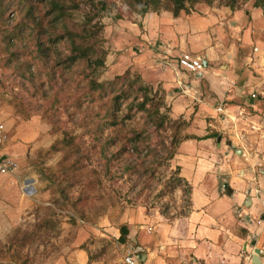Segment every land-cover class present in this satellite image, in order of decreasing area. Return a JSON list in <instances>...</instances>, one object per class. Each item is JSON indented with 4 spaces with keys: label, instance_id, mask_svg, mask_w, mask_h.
Wrapping results in <instances>:
<instances>
[{
    "label": "rangeland",
    "instance_id": "obj_1",
    "mask_svg": "<svg viewBox=\"0 0 264 264\" xmlns=\"http://www.w3.org/2000/svg\"><path fill=\"white\" fill-rule=\"evenodd\" d=\"M91 1L87 0L82 11L93 5L104 7L95 22L101 23V46L107 56L96 75L98 81L106 82L126 71L115 73V54L126 48L117 45L118 24L138 21L144 15L134 12L124 0ZM17 3L0 0V121L11 135L6 152L20 164L15 174L0 180V264H80L85 260L88 264H125L122 245L126 242L121 244L116 236L125 219L145 224L142 220L148 216L153 224L170 223L192 209L191 187L180 177L174 161L178 148L172 159L161 146L143 151L130 169L122 154L108 162L89 130L98 120L97 106L86 102L78 106V98L87 91L86 82L65 90L61 77H69L66 70L57 71L52 83L46 80L48 68L43 61L33 63L34 77L27 69L26 75L17 71L19 63L30 57L13 55L15 48L18 54L23 47L34 46L27 39L15 42L10 37L8 30L23 21ZM185 4L186 12L240 11L264 36V0H186ZM168 6L161 0L155 11ZM43 11L41 7L37 14ZM83 66L74 71L75 77ZM152 87L164 96L159 86ZM188 127L183 133H188ZM167 131L166 136L173 134L174 128ZM176 133L182 135V130ZM215 140L212 144L217 146ZM224 145H228L227 138ZM205 160L230 165L223 154Z\"/></svg>",
    "mask_w": 264,
    "mask_h": 264
},
{
    "label": "crops",
    "instance_id": "obj_2",
    "mask_svg": "<svg viewBox=\"0 0 264 264\" xmlns=\"http://www.w3.org/2000/svg\"><path fill=\"white\" fill-rule=\"evenodd\" d=\"M117 28L126 48L115 54V73L136 70L159 86L171 116L190 122L198 138L183 141L174 159L191 186L189 214L170 223L125 219L122 248L138 252L139 264H264V36L229 8L150 11ZM184 51L203 58L202 72L179 67ZM221 154L230 165L205 160Z\"/></svg>",
    "mask_w": 264,
    "mask_h": 264
},
{
    "label": "trees",
    "instance_id": "obj_3",
    "mask_svg": "<svg viewBox=\"0 0 264 264\" xmlns=\"http://www.w3.org/2000/svg\"><path fill=\"white\" fill-rule=\"evenodd\" d=\"M17 1V10L23 21L8 30L10 37L15 42L23 41L22 39L34 42L32 49L23 47L18 54L15 53V48L13 55L22 59L23 55L30 57L19 63L17 71L26 75L27 69L34 77L31 68L33 63L36 65L37 62L43 61L48 68L45 72L46 80L52 83L56 81L57 71L66 70L69 77H61L62 86L66 85L65 90H69L72 85H82L86 82L87 91L78 98V106L84 105V102L90 107L97 106L95 116L98 120L93 121L89 130L100 144L108 162L119 159L122 154L125 156L124 163L128 162L126 169H130L134 167V162L143 151L151 152L157 146L165 148L169 153L168 158L172 159L179 144L191 138L198 139L183 133L188 127V121L173 118L164 96L144 82L140 75H132L126 70L110 81L97 80L96 70L104 67L107 56L101 46V23L95 22L100 9L104 8L103 5L101 8L93 5L82 11V6L87 4V0ZM124 1L134 12L142 15L149 10L155 11L161 4V0ZM185 2L186 0H166L169 4L167 11L176 16L180 11L186 10ZM41 7L44 11L38 15ZM25 31L28 36L26 38ZM50 62L52 65H49ZM82 64L84 66L79 76L75 77L74 71ZM59 91H63V88L60 87ZM44 95L46 98L45 91ZM99 101L101 102L96 105ZM171 128H174L173 134L166 136L167 130ZM178 130H182V135L176 133ZM211 137H216V133L212 131L200 139ZM189 192L191 194V188ZM72 204L74 205V202ZM119 231L118 240L125 243L128 236L126 225H122Z\"/></svg>",
    "mask_w": 264,
    "mask_h": 264
},
{
    "label": "built area",
    "instance_id": "obj_4",
    "mask_svg": "<svg viewBox=\"0 0 264 264\" xmlns=\"http://www.w3.org/2000/svg\"><path fill=\"white\" fill-rule=\"evenodd\" d=\"M177 63L179 67L185 69L188 72L199 73L204 69L203 58L195 56L190 52H180ZM255 95H253L254 97ZM217 111L231 119V115L225 107L218 106ZM240 115H243L241 112ZM11 140L9 129L6 125L0 121V176H10L15 174L20 167V164L14 155L6 152L8 143ZM140 255L132 249H128L123 256L125 264H139Z\"/></svg>",
    "mask_w": 264,
    "mask_h": 264
},
{
    "label": "water",
    "instance_id": "obj_5",
    "mask_svg": "<svg viewBox=\"0 0 264 264\" xmlns=\"http://www.w3.org/2000/svg\"><path fill=\"white\" fill-rule=\"evenodd\" d=\"M227 193H230V188H227ZM259 250L256 249L255 253L258 254ZM258 263V262H256Z\"/></svg>",
    "mask_w": 264,
    "mask_h": 264
}]
</instances>
